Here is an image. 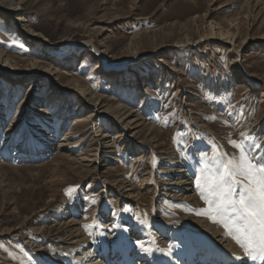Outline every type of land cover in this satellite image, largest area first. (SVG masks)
<instances>
[{"label": "rangeland", "instance_id": "374dc122", "mask_svg": "<svg viewBox=\"0 0 264 264\" xmlns=\"http://www.w3.org/2000/svg\"><path fill=\"white\" fill-rule=\"evenodd\" d=\"M259 1L251 9L237 0H16L19 18L0 10V57L15 70L14 77L0 73V264H101L77 253L79 259L71 261L69 245L56 243L78 227L93 242L83 251L104 246L105 256L124 252L128 264H174L195 256L197 241L212 250L190 222L202 219L197 213L207 207L196 177L206 166L218 172L237 162L239 146L264 166V0ZM210 21L237 33L238 67L232 68L227 47L200 42ZM234 21L237 29L228 25ZM97 27L109 30L100 33ZM86 43L111 66L90 59V45L75 52ZM158 58L166 60L164 68ZM96 64L100 71H94ZM237 72L243 88L236 85ZM79 88L92 95L80 109L73 92ZM118 103L144 124L125 131L126 138H116L121 129L114 116L101 114ZM134 132L138 136L130 138ZM65 136L71 138L62 148ZM95 138L108 146L101 147V161L77 166L76 160L96 153ZM175 166L194 185L196 207L172 199L178 188L166 184L183 179ZM122 179L142 189L141 195L123 199L126 189L113 187ZM69 188L75 192L66 196ZM239 195L237 187L234 199ZM72 221L79 225H61ZM37 229H44L46 241ZM162 243L171 256L159 252ZM48 247L55 250L51 258L44 257Z\"/></svg>", "mask_w": 264, "mask_h": 264}, {"label": "bare ground", "instance_id": "6f19581e", "mask_svg": "<svg viewBox=\"0 0 264 264\" xmlns=\"http://www.w3.org/2000/svg\"><path fill=\"white\" fill-rule=\"evenodd\" d=\"M237 1H239L240 3L247 4L251 9L252 8H258L261 5L259 0H237ZM15 3H16V0H0V10H2V11L10 10V12L13 13V15L16 18H19L20 17L19 12H20L21 8L17 4L15 7H13L15 5ZM193 19L195 22V20L197 19V16L194 17ZM228 25L230 28H235V29L238 28V25H237V23H235V21L231 22ZM94 30H96L100 33H103L109 29H106L105 27H100V28L97 27V28H94ZM32 37H33V40L35 43H43V44L45 43V41H43L42 38H40L38 36L33 35ZM237 38H238L237 33L234 34V33L230 32L229 30H224L219 24H217L213 21H210L207 23L206 31H204V34L200 37V42H202V43L204 41L210 42V43H212V45H215V48H217V49L227 47L228 54L232 55L235 59L233 61V66H232V68L234 69V67L235 68L238 67V65L235 64L236 61L239 58H242L241 54H240V49H239V46L237 43ZM262 39L264 40V36H262ZM247 41H248V39H245L244 42L241 43V46L244 45ZM186 45L188 46L189 44L179 45V48L185 47ZM191 45H193V44H191ZM44 46H45V44H44ZM88 46H89V48L92 49V55H87V56L90 59L91 58L94 60L99 59L105 65H107L106 61L104 60V57L101 56V54L98 53L97 49L90 43L80 44L77 47V49L75 50V52H79V50H81V49H86V47H88ZM175 47H176V49H178V44H175L174 46H172V48H175ZM139 58L124 61L121 63L120 66L129 65L130 62L133 63L134 61L139 60ZM0 59L4 63V67L2 68L3 71H0V73H2L3 75H6L8 77H14L13 75H14L15 70H14V67L12 66V63L9 61V59H3L1 57H0ZM156 61H157V63L161 64V66H159L160 68H164V66H162V64L166 65V63H167L166 60H163V58H158ZM242 62H245V60H242ZM114 65H116V64H114ZM107 66H111V65H107ZM34 67H35V65H33V69H35ZM100 69H101V67L98 66L97 64L94 66V71H100ZM169 71H171L173 73L176 72L174 68H170ZM45 73H47V75H52L50 71H47ZM105 74L110 75L106 71H105ZM236 74L238 75V77L237 78L235 77V79L239 81L238 83H236V85H238V88H243L245 86V84L242 82L238 72ZM160 76H162V78H159V80H160L159 82H161L162 79H164V74L162 73V74H160ZM236 88H237V86H236ZM74 90L75 89H73V92H76V94L78 96V101L76 102V106L78 107V109H80L81 106L83 105V103L85 102V100L86 99L90 100L92 95L85 88H79V90L77 89L76 91H74ZM52 96H53V94L51 95V97L49 99L50 101L52 99ZM142 99L145 100L144 98H142ZM95 108H97V107L95 106ZM93 112L95 113L97 111L94 110ZM93 112H91V113H93ZM101 114H103L107 117L108 116L109 117L114 116V118H115V119L113 118L114 121L118 124L117 126H119V128L121 129V132L117 133L120 136L119 137L117 136L116 138H121V137L126 138V136H125L126 132L125 131H129L131 128H133V130H135V129L139 128L141 125H144L142 122H140L141 119L139 118V115H135L134 112L132 111V109H128V107L123 108V105L121 103H118V105H116L115 108H107V109L101 110ZM44 116H46V115H44ZM147 129H148V127H147ZM150 130H151V128L148 129V131H150ZM138 134H139L138 132H134L129 137L135 138L138 136ZM103 135H104V137L109 136L108 134L106 135L104 133H103ZM101 136L102 135L99 134V137H101ZM70 138H71L70 136H65L64 139L61 140V143L59 144V146L62 148H66L67 146L63 145L62 143H67L70 140ZM93 140H94V143L96 146V150H95L96 153L93 154L92 156L82 157L81 159L76 160L75 162H76L77 166L79 165V167H80V166L84 165V163H88L89 165L97 166L99 164V162L101 161L99 159V156H100L99 152L102 149L101 147H105L106 149H108V146H106L105 143L102 146V144H100V141L97 140L96 138ZM124 145H126V143H124ZM89 165H87L85 167H90ZM175 167H177L174 170L175 175L183 177V179L177 178V179L169 180V182L166 184V186L168 187V190H171L174 187L178 188V191L175 194L176 196H172L173 197L172 199L178 198V199H180V201H183V202L187 201L191 207H196L198 205V203H197L198 200H197L195 195H192L193 193L190 190V188H191L190 186H192V189H193L194 185H192L191 180L188 179L183 174L184 171H182L180 169L181 167L180 168L178 166H175ZM174 180H177V182H174ZM128 183H130V181L126 180V179L117 180L113 183V187L118 191L126 189L123 193H121L122 195L120 194V196H122L123 199H128L131 197L136 198L137 196H140L141 195L140 191L142 189L135 191L134 188H132V186H128ZM164 187H165V185H164ZM153 191H154V189H153ZM154 193H155V191H154ZM135 194H137V195H135ZM65 214H67V212H65ZM201 216L203 217L202 219L191 220L190 221L191 226L193 227V229L199 231L201 234H203L205 236V238H207L208 240L211 241V244H212L211 249L212 250L207 249V247L206 248L203 247L202 243L200 244V243H198L199 241H197L198 245L194 244V249L196 248L195 256H189V254H187L185 256V258H182V257L178 258L177 257L178 258V259L176 258L177 260H171V261H173L172 263H174V264H244V261H245V264H264V260H260V259L258 260L257 259L255 261H253V260H251V257H245L244 249H242L235 242V240L232 239V237L230 235L225 234V230L220 224L213 223L207 217H205L203 215H201ZM61 225L63 227H64V225H66V227H64V229H66L68 227L70 228L73 226H78L79 223L72 221V222H68L66 224H61ZM109 225L111 226V224H109ZM104 229H106V227H104ZM17 231L18 230H16L15 232L17 233ZM62 231L60 232L61 234H63ZM104 231H106V230H104ZM35 233L41 234L44 237L43 239L45 241L48 238V236L44 235L45 234L44 229H37V231H35ZM67 233H68V236H66V237L60 236L61 238H63V237L64 238L61 239L60 241H57L56 243H58V244L65 243V245H69L68 247L65 248V250H69L68 251L70 253L69 258L71 259V261L73 260L75 262V260L79 259V258L73 257V253H77V254L81 255L79 257H82V258H85L88 256H91V257L95 256L96 262L101 263V264L102 263L104 264L106 261L110 262V263H112L114 261V264H128V262H127L128 260L126 259L124 252H116L113 257L111 255H108V254H107L108 256H105L104 251L106 248L104 246L102 248H100L97 245L98 248H96L95 246L93 247V245H92L91 247H89V249L83 251L85 246H87L88 244H92L93 242H90V241L88 242L87 239H85L87 237L83 238L85 236V233L83 230L80 229V227H78L75 230H69ZM61 234H57V235L59 236ZM3 235H5V234H3ZM13 238H17V235H15ZM68 242H69V244H67ZM162 244L159 245L160 246L159 252L165 254V253H167L165 250L168 248V245L163 244L164 245V247H163ZM69 247H71V248H69ZM54 251H55L54 248L48 247L47 253L44 252V257H47V258L53 257L55 255ZM111 254H114V253L112 252ZM117 255H119V256H117ZM165 255L171 256L169 253L165 254ZM198 256H200V258ZM237 257H239V259H237ZM247 260H248V262H247ZM149 262H150V264H157L156 262H153V263L151 261H149Z\"/></svg>", "mask_w": 264, "mask_h": 264}, {"label": "snow or ice", "instance_id": "6c2138e0", "mask_svg": "<svg viewBox=\"0 0 264 264\" xmlns=\"http://www.w3.org/2000/svg\"><path fill=\"white\" fill-rule=\"evenodd\" d=\"M239 147L237 162L229 161L218 172L206 166L203 175L196 177V188L207 205L197 215L220 224L225 234L244 249L245 257L264 260V166L254 162L244 148ZM237 187L240 195L234 199ZM73 192L75 189L69 188L65 195Z\"/></svg>", "mask_w": 264, "mask_h": 264}]
</instances>
